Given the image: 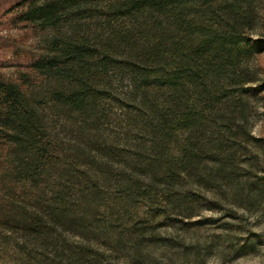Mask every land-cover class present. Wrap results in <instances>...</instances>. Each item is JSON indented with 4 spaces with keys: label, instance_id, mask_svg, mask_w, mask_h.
Wrapping results in <instances>:
<instances>
[{
    "label": "trees",
    "instance_id": "16d2710c",
    "mask_svg": "<svg viewBox=\"0 0 264 264\" xmlns=\"http://www.w3.org/2000/svg\"><path fill=\"white\" fill-rule=\"evenodd\" d=\"M260 1L15 0L45 44L19 81L0 78V258L88 264L98 246L137 251L158 218L196 217L193 181L232 159L264 91ZM114 76L130 86L131 150L105 134Z\"/></svg>",
    "mask_w": 264,
    "mask_h": 264
},
{
    "label": "rangeland",
    "instance_id": "374dc122",
    "mask_svg": "<svg viewBox=\"0 0 264 264\" xmlns=\"http://www.w3.org/2000/svg\"><path fill=\"white\" fill-rule=\"evenodd\" d=\"M15 4V0H0V78L19 81L45 42L15 21ZM256 13L252 35L264 41V0L257 4ZM250 67L261 83L264 46ZM113 84V100L103 107L105 134H115L114 144L131 150L134 142L124 135L122 107L128 102L129 82L114 76ZM248 102L246 139L238 137L240 145L230 161L205 160L202 182L194 180L191 185L202 198L199 214L183 222L172 218L164 223L158 218L150 225L154 229L146 230L139 240L137 251L132 238L120 250L98 246L100 258L88 264H264V190H257L255 184L264 178V91ZM56 124L62 135L72 136L69 126L67 133L61 131L64 121ZM12 263L0 258V264Z\"/></svg>",
    "mask_w": 264,
    "mask_h": 264
}]
</instances>
